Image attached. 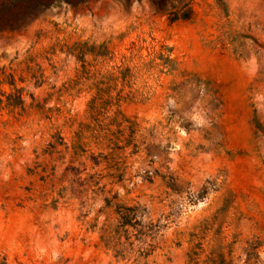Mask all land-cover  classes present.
Returning a JSON list of instances; mask_svg holds the SVG:
<instances>
[{
    "label": "rangeland",
    "instance_id": "obj_1",
    "mask_svg": "<svg viewBox=\"0 0 264 264\" xmlns=\"http://www.w3.org/2000/svg\"><path fill=\"white\" fill-rule=\"evenodd\" d=\"M0 264H264V0H0Z\"/></svg>",
    "mask_w": 264,
    "mask_h": 264
}]
</instances>
